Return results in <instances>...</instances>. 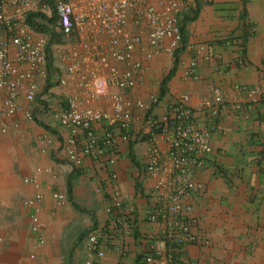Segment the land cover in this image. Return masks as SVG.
Returning <instances> with one entry per match:
<instances>
[{"label": "crops", "instance_id": "1", "mask_svg": "<svg viewBox=\"0 0 264 264\" xmlns=\"http://www.w3.org/2000/svg\"><path fill=\"white\" fill-rule=\"evenodd\" d=\"M183 1L187 10L182 45L174 74L163 87L176 51H164L165 39L146 58L150 48L143 18L136 25L129 16L128 31L140 35L133 62L141 69L134 70L135 85L128 90L115 88L106 66L98 63L110 47L104 31L91 28L67 37L53 35L48 77L34 76L36 103L20 94L19 110L3 117L7 132L0 136V264H142L153 247L158 249L153 264H264V0ZM107 65L119 72L128 68L110 58ZM96 76L108 93L130 103L136 134L145 129L136 102L150 106L158 117L180 98L186 99L192 122L210 134L209 154L197 177L204 194L187 201L190 215L178 217L199 234L197 245L176 247L163 241L171 216H161L158 223L147 220L146 211L158 207L153 187L168 174L161 169L140 183L146 170V141L125 144L115 135L112 166L85 158L76 170L67 160L63 150L67 133L59 124L67 99L78 109L112 112L109 99L91 98ZM214 90L222 101L216 106L218 115L209 119ZM152 95L157 102L150 104ZM5 96L1 90L0 107ZM103 128V122L93 128L97 139L103 137ZM157 138L164 163L167 147ZM31 178L39 189L24 182ZM161 189L167 193L166 187ZM38 193L43 199L36 212L25 201ZM54 194L64 195L61 206ZM121 196L126 198L115 206ZM34 215L40 226L37 234L30 230ZM91 228L99 230L100 256L84 246Z\"/></svg>", "mask_w": 264, "mask_h": 264}, {"label": "built area", "instance_id": "2", "mask_svg": "<svg viewBox=\"0 0 264 264\" xmlns=\"http://www.w3.org/2000/svg\"><path fill=\"white\" fill-rule=\"evenodd\" d=\"M186 10L187 5L183 0H0V91L6 92L0 107V136L7 132L3 117H12L19 110L17 98L20 94L27 102L36 103L37 84L34 76L48 77V50L53 35L67 37L74 31L83 34L91 28L104 31L110 39V47L106 55L99 57L98 63L106 66L115 88L128 90L135 85L134 70L141 69L139 62H133V52L140 42V35L128 31L129 16L133 15L136 25L140 19L145 20L147 45L150 48L145 57L150 58L165 39L168 41L164 46L166 53L173 54L180 49L182 20ZM31 14L37 15L33 19L35 23L47 27L49 31H39L36 26H29L27 18ZM54 17L55 22H52ZM41 21H44L43 25ZM108 58L125 63L128 68L119 72L107 65ZM72 71V68L67 69L69 74ZM59 83L65 84V81L60 80ZM92 85L97 88L92 91L91 98L109 99L112 112L78 109L72 99H67V108L60 114L59 124L67 133L63 150L70 165L78 170L84 159L89 158L99 165L112 166L115 160L111 154L116 152L115 135L125 144L146 141V170L140 183L145 181L146 175L147 178L156 176L161 169L166 170L165 175L168 174L167 178L153 187L158 207L146 211L147 220L158 223L161 216L169 215L172 220L163 241L176 247L197 245L201 241L199 234L189 228L190 223L178 222V217L183 213L190 215L192 208L187 201L198 199L204 194L205 187L197 181V177L209 154L210 134L192 122V113L184 98L177 99L158 117L150 112V106L141 101L136 102L135 106L143 112L145 124L142 133L136 134L130 103L108 93L99 76L93 78ZM149 100L150 104L157 102L153 95ZM213 101L215 106L209 111V119L218 115L216 106L222 101L217 90L213 91ZM26 117L31 118L29 111ZM101 122L104 133L103 137L97 139L93 128ZM157 137L167 147V160L164 163L161 161ZM115 177L112 174V178ZM24 182L39 189L36 179H25ZM162 187L167 188L166 194ZM160 197L164 198L163 201ZM125 198L121 196L115 199L114 205H121ZM42 199L43 196L38 193L25 201V206L34 207L38 212L36 205ZM64 199V195L54 194L57 205L61 206ZM116 222L121 223L120 220ZM31 224V232L37 234L40 226L36 215L31 217ZM99 238V230L91 228L86 234L84 246L100 256L101 252L97 251ZM157 250L156 247L149 250L142 257V264H153Z\"/></svg>", "mask_w": 264, "mask_h": 264}, {"label": "trees", "instance_id": "3", "mask_svg": "<svg viewBox=\"0 0 264 264\" xmlns=\"http://www.w3.org/2000/svg\"><path fill=\"white\" fill-rule=\"evenodd\" d=\"M37 15H34V14H31L28 18H27V24L29 26H36V28L39 30V31H42L43 30V27H41L39 24L35 23L33 21V19L36 17ZM54 20H55V17H54ZM177 58H178V52L176 51L174 53V67L173 69L170 71V73L163 79L162 81V87L166 85L167 81L171 78V76L174 74V71H175V66L177 64ZM133 161V159H132ZM69 184V183H68ZM68 195H70V189L68 188Z\"/></svg>", "mask_w": 264, "mask_h": 264}]
</instances>
